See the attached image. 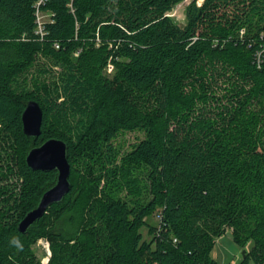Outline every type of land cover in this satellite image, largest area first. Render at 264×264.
<instances>
[{"label": "trees", "instance_id": "trees-1", "mask_svg": "<svg viewBox=\"0 0 264 264\" xmlns=\"http://www.w3.org/2000/svg\"><path fill=\"white\" fill-rule=\"evenodd\" d=\"M36 1L0 0V264H41L39 238L47 264H217L226 229L264 264V0H192L183 26L179 0H44L42 35ZM49 138L71 189L20 233L56 181L25 163Z\"/></svg>", "mask_w": 264, "mask_h": 264}, {"label": "water", "instance_id": "water-1", "mask_svg": "<svg viewBox=\"0 0 264 264\" xmlns=\"http://www.w3.org/2000/svg\"><path fill=\"white\" fill-rule=\"evenodd\" d=\"M22 132L27 137L36 138L40 135L42 110L35 101H28L21 113ZM67 144L57 138H49L38 146L32 147L25 156L26 165L33 171H56V181L40 197L37 205L28 211L19 221L17 230L25 233L28 228L39 220L49 206L60 202L70 191V165L67 160ZM244 250L241 251L242 257Z\"/></svg>", "mask_w": 264, "mask_h": 264}, {"label": "rangeland", "instance_id": "rangeland-1", "mask_svg": "<svg viewBox=\"0 0 264 264\" xmlns=\"http://www.w3.org/2000/svg\"><path fill=\"white\" fill-rule=\"evenodd\" d=\"M192 0H179L172 5L169 11L171 16L179 26H183L185 23V7ZM202 2V1H201ZM200 0H196V3H201ZM41 21L47 20V13H40ZM136 137H140L137 133H122L119 134L114 140L113 145L126 149L127 144H131L136 140ZM149 222L153 225H157V218L153 216L149 219ZM144 237L147 239L146 231L142 229ZM32 250L41 264H47L50 255L49 243L45 238H39L32 246ZM241 249L231 239L230 232H225L216 241L213 246L211 256L217 262V264H231L232 262L238 264L241 259Z\"/></svg>", "mask_w": 264, "mask_h": 264}, {"label": "built area", "instance_id": "built-area-1", "mask_svg": "<svg viewBox=\"0 0 264 264\" xmlns=\"http://www.w3.org/2000/svg\"><path fill=\"white\" fill-rule=\"evenodd\" d=\"M43 2H44V0H37V1L35 2V4H34V8H35V12H34V16H35V30H34V32H35L36 34H39V35H42V34H43V22H44V21H41V20H40V18H41L40 13H42V11L39 9L40 5H42ZM199 4H200V3H198V5H199ZM168 15H169V14H168ZM47 16H48V15H47ZM54 46H55V48H58V45L55 44ZM111 70H112V66L107 65V67H106V71H107V73H110ZM225 232H231V229H226ZM175 242H176V240L174 239V240H173V243H175ZM231 264H236V263L232 262Z\"/></svg>", "mask_w": 264, "mask_h": 264}, {"label": "clouds", "instance_id": "clouds-1", "mask_svg": "<svg viewBox=\"0 0 264 264\" xmlns=\"http://www.w3.org/2000/svg\"><path fill=\"white\" fill-rule=\"evenodd\" d=\"M9 243L14 246L17 250H22L23 249V244L21 243V241L16 238V237H13Z\"/></svg>", "mask_w": 264, "mask_h": 264}, {"label": "bare ground", "instance_id": "bare-ground-1", "mask_svg": "<svg viewBox=\"0 0 264 264\" xmlns=\"http://www.w3.org/2000/svg\"><path fill=\"white\" fill-rule=\"evenodd\" d=\"M202 0H200V2H201Z\"/></svg>", "mask_w": 264, "mask_h": 264}]
</instances>
